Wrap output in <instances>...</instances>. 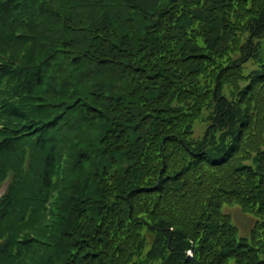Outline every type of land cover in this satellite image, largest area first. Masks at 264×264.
<instances>
[{"label":"trees","instance_id":"obj_1","mask_svg":"<svg viewBox=\"0 0 264 264\" xmlns=\"http://www.w3.org/2000/svg\"><path fill=\"white\" fill-rule=\"evenodd\" d=\"M5 182L0 264H264V0H0Z\"/></svg>","mask_w":264,"mask_h":264},{"label":"rangeland","instance_id":"obj_2","mask_svg":"<svg viewBox=\"0 0 264 264\" xmlns=\"http://www.w3.org/2000/svg\"><path fill=\"white\" fill-rule=\"evenodd\" d=\"M253 67L250 66L248 70L252 69ZM3 191V190H2ZM224 214H228L233 224H235L239 228L240 236H248L251 230V224L253 225V221L257 218L253 214H246L242 212V209L238 203H229L226 204L222 209ZM259 216V215H258ZM259 217H262V213ZM188 255L192 258V252L190 251Z\"/></svg>","mask_w":264,"mask_h":264}]
</instances>
